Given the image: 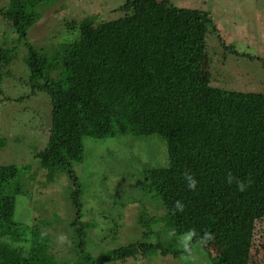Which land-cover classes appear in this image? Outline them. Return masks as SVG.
Masks as SVG:
<instances>
[{"label": "trees", "instance_id": "trees-1", "mask_svg": "<svg viewBox=\"0 0 264 264\" xmlns=\"http://www.w3.org/2000/svg\"><path fill=\"white\" fill-rule=\"evenodd\" d=\"M59 1L7 0L0 18L15 35L13 42L25 48L26 87L50 102L48 139L34 157L48 181L59 172L70 181L75 260L57 262L46 253L43 234L12 220L15 196L23 193L14 183L18 170L1 165L0 264H113L138 257L146 264L159 255L178 257L195 245L215 251L209 254L212 264H249L255 223L264 220V93L211 84L202 64L209 52L227 64L257 57L226 44L208 12L179 8L170 0H125L119 16L110 15L74 42L59 31L49 48L34 47L27 41L30 29L42 9ZM213 38L215 49L208 47ZM14 53V47L0 46V97L17 103L25 97L3 92ZM120 134L165 142L167 166L147 172L141 182V200L155 201L161 210L158 216L140 212L141 240L94 257L86 233L93 224L80 220L82 190L72 163L82 158L85 138ZM4 145L0 138V149ZM186 172L197 181L195 190L187 187ZM237 182L246 185L243 192ZM158 224L172 242L185 238L186 248L149 242Z\"/></svg>", "mask_w": 264, "mask_h": 264}, {"label": "rangeland", "instance_id": "rangeland-1", "mask_svg": "<svg viewBox=\"0 0 264 264\" xmlns=\"http://www.w3.org/2000/svg\"><path fill=\"white\" fill-rule=\"evenodd\" d=\"M125 0H61L42 9L41 19L30 29L28 43L34 47L50 45V37L60 31L70 42L107 21L110 15L119 16L118 7ZM179 8L208 12L226 44L234 45L238 53L249 52L256 60L237 59L230 64L209 52L202 64L210 83L229 91L264 93V0H170ZM7 0H0V6ZM41 10V9H40ZM0 18V46L15 48L16 59L5 69V96L19 98L20 102H7L0 97V138L5 145L0 149V166H14L18 178L13 182L23 194L15 196L13 221L24 228L37 231L47 239L46 253L60 261H74V249L69 238L73 217L68 215L70 181L63 173L47 180L46 171L39 168L34 154L45 148L50 130V102L44 93L31 94L26 87L28 71L23 66L25 48ZM4 31L6 39L3 38ZM61 39L59 38L60 41ZM7 43L6 45H4ZM218 46L215 38L208 47ZM51 49V48H50ZM218 55V54H217ZM231 58V56H229ZM222 63V64H220ZM24 69V73L23 70ZM28 96V97H27ZM84 151L72 167L82 190L81 222L92 223L87 230V250L94 257L128 243L142 239L137 225L140 212L159 215L155 201L142 199L141 182L147 172L167 166L165 142L156 137L136 138L120 134L115 138L83 140ZM157 203V202H156ZM56 216H59L57 219ZM44 222V223H42ZM154 228L149 242H162L172 249H185L184 238L172 242ZM38 228V229H36ZM183 246V248L181 247ZM180 249V250H181ZM184 251V250H182ZM208 252V254H207ZM217 252V251H216ZM215 251L202 250L197 245L178 257L171 254L147 260L146 264H212L209 257ZM138 257L113 264H145ZM249 264H264V220L255 223L253 246Z\"/></svg>", "mask_w": 264, "mask_h": 264}, {"label": "clouds", "instance_id": "clouds-1", "mask_svg": "<svg viewBox=\"0 0 264 264\" xmlns=\"http://www.w3.org/2000/svg\"><path fill=\"white\" fill-rule=\"evenodd\" d=\"M184 178L187 182V187L190 189V190H195L196 188V184H197V181L195 179H193L192 175L189 174V173H185L184 174ZM231 176H229V183H231ZM245 187L246 185L242 182H237V188L239 191L243 192L245 190ZM177 207L180 208V204L179 202H177Z\"/></svg>", "mask_w": 264, "mask_h": 264}]
</instances>
